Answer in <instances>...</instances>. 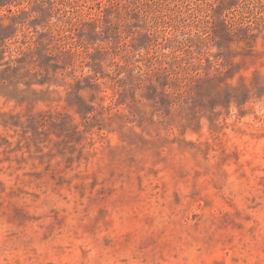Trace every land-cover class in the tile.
I'll use <instances>...</instances> for the list:
<instances>
[{
    "label": "rangeland",
    "instance_id": "1",
    "mask_svg": "<svg viewBox=\"0 0 264 264\" xmlns=\"http://www.w3.org/2000/svg\"><path fill=\"white\" fill-rule=\"evenodd\" d=\"M100 1L0 0V264H264V0Z\"/></svg>",
    "mask_w": 264,
    "mask_h": 264
},
{
    "label": "trees",
    "instance_id": "2",
    "mask_svg": "<svg viewBox=\"0 0 264 264\" xmlns=\"http://www.w3.org/2000/svg\"><path fill=\"white\" fill-rule=\"evenodd\" d=\"M138 1L141 2V0H138ZM214 1L226 5L228 7L227 10H232L233 8H235L236 5H239L238 0H213V2ZM101 3H104V5L107 9L108 8L110 9L112 7L116 9L119 5L127 8V6H128L127 3L128 4L129 3L135 4V0H105V1H100V4ZM104 10H106V9H104ZM96 16H100V14L97 13Z\"/></svg>",
    "mask_w": 264,
    "mask_h": 264
}]
</instances>
